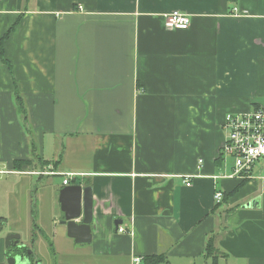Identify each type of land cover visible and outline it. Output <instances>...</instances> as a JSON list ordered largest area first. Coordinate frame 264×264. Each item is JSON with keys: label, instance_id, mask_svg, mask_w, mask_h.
Returning a JSON list of instances; mask_svg holds the SVG:
<instances>
[{"label": "crops", "instance_id": "1", "mask_svg": "<svg viewBox=\"0 0 264 264\" xmlns=\"http://www.w3.org/2000/svg\"><path fill=\"white\" fill-rule=\"evenodd\" d=\"M1 49L0 264L11 233L27 264H264V158L225 176L222 154L227 112L264 108V0H0ZM66 173L92 188L89 243Z\"/></svg>", "mask_w": 264, "mask_h": 264}, {"label": "built area", "instance_id": "2", "mask_svg": "<svg viewBox=\"0 0 264 264\" xmlns=\"http://www.w3.org/2000/svg\"><path fill=\"white\" fill-rule=\"evenodd\" d=\"M81 8V6H80ZM234 12L238 8L233 9ZM165 23L172 29H186L191 24V15L173 11L165 15ZM223 128L227 136L222 148V154L232 163V172L225 176H236L249 174L254 163L264 158V108H258L246 112H227L223 122ZM63 183L67 185L75 176L74 173H66ZM191 176H186V184L190 185ZM223 192H215L214 198L220 201L223 198ZM120 232L126 229L118 227ZM139 257H134L133 263H140Z\"/></svg>", "mask_w": 264, "mask_h": 264}, {"label": "water", "instance_id": "3", "mask_svg": "<svg viewBox=\"0 0 264 264\" xmlns=\"http://www.w3.org/2000/svg\"><path fill=\"white\" fill-rule=\"evenodd\" d=\"M259 199L251 202L257 205ZM60 208L63 212L62 223L66 225L67 234L77 243H89L92 241L93 222V194L91 186L71 183L63 186L59 192ZM18 245L20 235L11 233L5 238V246ZM31 253V250H28ZM22 255H11L7 257L5 263L1 264H27Z\"/></svg>", "mask_w": 264, "mask_h": 264}, {"label": "trees", "instance_id": "4", "mask_svg": "<svg viewBox=\"0 0 264 264\" xmlns=\"http://www.w3.org/2000/svg\"><path fill=\"white\" fill-rule=\"evenodd\" d=\"M0 53L3 54V50H0ZM28 160H15L14 161V168L19 169L21 168V164L23 163H28ZM34 192V191H33ZM33 197V203H32V214H33V220H34V225L36 226L35 222V214H36V204H35V192L32 195ZM216 253V249L214 246V239L212 237L209 238L206 246V254L209 256H212ZM163 259L162 256L157 255V256H148L144 258V264H157L159 261Z\"/></svg>", "mask_w": 264, "mask_h": 264}, {"label": "flooded vegetation", "instance_id": "5", "mask_svg": "<svg viewBox=\"0 0 264 264\" xmlns=\"http://www.w3.org/2000/svg\"><path fill=\"white\" fill-rule=\"evenodd\" d=\"M14 241L12 240V245L10 247H8V256L11 255H17L20 254L22 256H28V247L22 245L20 242L18 243V245H14Z\"/></svg>", "mask_w": 264, "mask_h": 264}, {"label": "rangeland", "instance_id": "6", "mask_svg": "<svg viewBox=\"0 0 264 264\" xmlns=\"http://www.w3.org/2000/svg\"><path fill=\"white\" fill-rule=\"evenodd\" d=\"M45 145H46V144H45ZM45 145H44V146H45ZM46 155H47V154H46ZM50 155H51V154H49V156H50ZM36 161H37V159H36ZM44 162H45V164H46V163H51V161H49V160H48V161H44ZM35 178H36V182H39V181H38V180H39V179H38V176H36ZM51 178H53L56 182H60V181H62V177H61V176H60V177H59V176H51ZM42 183H43V182H40V184H42ZM39 249H40V250H45V251H46V250H49V246H47V245L44 244V243H41L40 246H39ZM28 250H31V251H32L31 247H29Z\"/></svg>", "mask_w": 264, "mask_h": 264}]
</instances>
